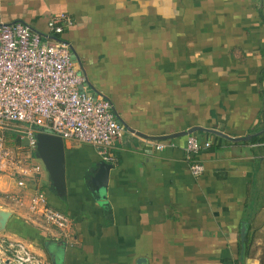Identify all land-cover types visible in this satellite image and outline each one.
<instances>
[{"label":"crops","instance_id":"crops-1","mask_svg":"<svg viewBox=\"0 0 264 264\" xmlns=\"http://www.w3.org/2000/svg\"><path fill=\"white\" fill-rule=\"evenodd\" d=\"M62 13L75 22L63 39L88 91L110 99L120 123L150 137L200 126L229 138L194 134L211 143L196 155L205 171L195 177L187 137L157 151L127 129L100 188L96 149L64 141L65 190L45 168L38 187L70 217L74 239L30 215L35 186L6 177L2 234L48 264H264V142L236 140L264 132V0H0V23L42 34Z\"/></svg>","mask_w":264,"mask_h":264},{"label":"built area","instance_id":"built-area-1","mask_svg":"<svg viewBox=\"0 0 264 264\" xmlns=\"http://www.w3.org/2000/svg\"><path fill=\"white\" fill-rule=\"evenodd\" d=\"M74 23L68 14L53 15L47 34L24 22L0 23V184L6 177L21 190L35 186L27 203L30 215L67 242L74 239L72 220L54 208L38 187L43 165L37 158V135L49 133L90 144L103 161L115 164V143L128 132L111 100L88 91L87 80L73 60L72 45L63 39ZM143 141L157 151L176 145L173 140ZM210 146L194 134L187 136L185 150L193 176L204 173L196 155ZM28 247L0 232V264H48Z\"/></svg>","mask_w":264,"mask_h":264},{"label":"water","instance_id":"water-1","mask_svg":"<svg viewBox=\"0 0 264 264\" xmlns=\"http://www.w3.org/2000/svg\"><path fill=\"white\" fill-rule=\"evenodd\" d=\"M72 57L73 60L79 65L84 75L87 76L86 71L83 67L82 61L79 57V55L76 53V51L72 47ZM88 81V79H87ZM90 94L97 93L98 91L94 89L92 84H89ZM118 120L119 119V116ZM122 122V121H120ZM124 125L128 130L131 132L145 138H150L153 140H172L177 139L181 137H187L189 135L195 134L197 132H204L208 134H214L217 136L229 138L226 134L222 133L221 131L215 130V129H208L200 126L192 127L191 129L187 131H182L178 133H173L170 135H164V136H156V137H150L148 135H145L141 132H137L134 129L129 128L124 123ZM253 136H247L244 138L236 139L237 141H250L252 140ZM38 139V152H37V158L38 160L43 164L45 169L51 174L54 186L58 190V192L65 190V148H64V139L60 136L52 135L49 133H40L37 135ZM113 168V165L110 163H107L105 161H101L98 165V169L95 171L94 177L92 178L93 184L96 187H102L106 186L108 184L109 179V172ZM11 213L8 211L0 210V231H4L6 228V224L8 222V219L10 217ZM245 225L243 224L241 227V234L244 238L245 236Z\"/></svg>","mask_w":264,"mask_h":264},{"label":"trees","instance_id":"trees-1","mask_svg":"<svg viewBox=\"0 0 264 264\" xmlns=\"http://www.w3.org/2000/svg\"><path fill=\"white\" fill-rule=\"evenodd\" d=\"M251 142L263 143L264 142V132L262 133V135L260 134V135H257L256 137H254L251 140ZM247 235H248V227H246V229H245V236H244L245 238H244V242H243V249H244L245 254H248V251H249L250 245H251V242L248 240Z\"/></svg>","mask_w":264,"mask_h":264},{"label":"rangeland","instance_id":"rangeland-1","mask_svg":"<svg viewBox=\"0 0 264 264\" xmlns=\"http://www.w3.org/2000/svg\"><path fill=\"white\" fill-rule=\"evenodd\" d=\"M13 145V144H12ZM43 165V164H42ZM45 167H43V169H44ZM44 172H45V170H44ZM1 233L3 232V231H0ZM6 237V236H5ZM7 238V237H6ZM7 239H9V238H7ZM9 240H11V239H9ZM11 241H14V240H11ZM15 241H18V242H23V241H19V240H15ZM23 243H25V242H23ZM25 245L27 246L28 244L27 243H25ZM29 246V245H28ZM31 251H33V252H35L36 254H38L37 253V251H35L31 246H29L28 247ZM1 260H4V258H1Z\"/></svg>","mask_w":264,"mask_h":264}]
</instances>
